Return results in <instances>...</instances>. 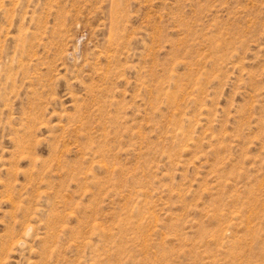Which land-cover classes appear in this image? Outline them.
<instances>
[{
    "label": "rangeland",
    "instance_id": "1",
    "mask_svg": "<svg viewBox=\"0 0 264 264\" xmlns=\"http://www.w3.org/2000/svg\"><path fill=\"white\" fill-rule=\"evenodd\" d=\"M0 264H264V0H0Z\"/></svg>",
    "mask_w": 264,
    "mask_h": 264
}]
</instances>
